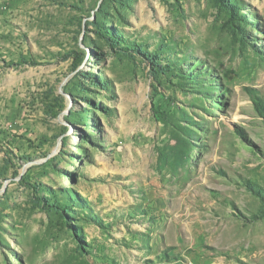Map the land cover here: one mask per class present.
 Listing matches in <instances>:
<instances>
[{
  "label": "rangeland",
  "instance_id": "rangeland-1",
  "mask_svg": "<svg viewBox=\"0 0 264 264\" xmlns=\"http://www.w3.org/2000/svg\"><path fill=\"white\" fill-rule=\"evenodd\" d=\"M264 0H0V264H264Z\"/></svg>",
  "mask_w": 264,
  "mask_h": 264
},
{
  "label": "trees",
  "instance_id": "trees-1",
  "mask_svg": "<svg viewBox=\"0 0 264 264\" xmlns=\"http://www.w3.org/2000/svg\"><path fill=\"white\" fill-rule=\"evenodd\" d=\"M256 111L264 118V105L261 103H254Z\"/></svg>",
  "mask_w": 264,
  "mask_h": 264
}]
</instances>
